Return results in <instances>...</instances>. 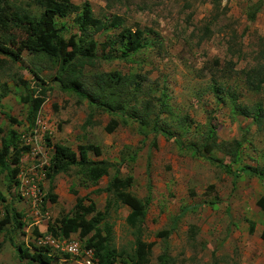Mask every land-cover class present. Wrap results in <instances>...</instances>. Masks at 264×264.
Instances as JSON below:
<instances>
[{"label": "rangeland", "instance_id": "obj_1", "mask_svg": "<svg viewBox=\"0 0 264 264\" xmlns=\"http://www.w3.org/2000/svg\"><path fill=\"white\" fill-rule=\"evenodd\" d=\"M70 1L78 9L56 17V26L67 55L79 40L96 42L91 63L60 72V60L42 52L23 51L15 62L0 54V140L13 129L19 144L30 146L20 158L19 185L0 171V220L7 209L17 211L34 234L35 227L44 229L42 222L70 215L77 197L104 210L112 198L105 191L110 179L132 177L127 191L144 205L143 220L129 224L130 208L111 200L96 229L125 252L114 264L129 261L138 227L141 239L152 243L146 264H264V213L256 204L264 196V117L258 125L243 112L264 108V0ZM9 2L39 12L33 0ZM85 3L106 28L77 26ZM257 4L250 20L247 13ZM114 16L118 25L110 24ZM124 29L143 32L142 46L126 55ZM73 76L81 80L78 91L67 83ZM26 92L43 99L32 126ZM45 137L74 150L97 145L100 154L90 151L89 159L113 166L95 183L78 165L50 181L44 165L52 147ZM243 138L231 156L228 149ZM32 177L40 191L23 196L21 181L30 186ZM93 233L70 236L87 243ZM7 237L25 244V236L11 222L0 230V255L17 254Z\"/></svg>", "mask_w": 264, "mask_h": 264}, {"label": "trees", "instance_id": "obj_2", "mask_svg": "<svg viewBox=\"0 0 264 264\" xmlns=\"http://www.w3.org/2000/svg\"><path fill=\"white\" fill-rule=\"evenodd\" d=\"M33 4L39 9L38 14H35L33 11L30 13V11L27 10H20L15 3H11L9 0H0V54L15 62L19 60L23 51L33 55L42 52L49 57L60 60V72H71L76 70L75 66L77 64L82 67V65L86 63H91V60L94 58V47L96 42L90 39L86 44L82 45V41L79 40L78 44L72 46L71 55H67L66 42L59 34V29L55 22L56 17H65L77 10L78 6L73 4L70 0H33ZM258 10L259 5H254L247 13L248 18L253 20ZM114 18L116 20L110 22V24L118 25L119 18L117 16H114ZM75 22L81 30H86L87 27H92L95 30L107 27V23L102 22L91 14V10L87 3L80 8V13L75 17ZM142 33L143 32L139 29L134 31L124 29L120 33V36L126 39L124 50L122 51L124 55L134 53L142 46V44L138 42ZM33 76H36V74L34 73ZM56 78H59L58 75ZM99 79L101 85L106 82L103 75H101ZM21 82H23L22 79ZM24 83L28 88L27 82L24 81ZM67 83L72 84V87L76 91H78L82 85L81 80L76 76L70 77ZM35 91V88H31V93ZM78 94L82 95L81 93ZM22 98L24 102L28 103L26 120L28 124L32 126L35 123V118L43 99L39 96L33 97L28 93ZM94 99L97 100L96 97H94ZM234 108H237V106L234 105ZM243 112L250 114L253 122L258 125L261 124L262 118L264 117L263 107H256L252 113L245 110ZM6 117L9 121H14V118L10 115H6ZM112 123H115V121L113 120ZM106 128L110 130L111 126H107ZM9 132V136L2 137L0 140V171L6 170L9 177L14 178L16 185H19V179L15 176L19 173L20 158L23 152L30 149V146L19 144V137L15 130L11 129ZM45 139L46 143L52 147L49 164L47 166L44 165V169L46 170L45 174L50 181L54 175L68 172L71 165H78L79 171L85 173L86 178L95 183L100 177L106 175L108 169L113 166L109 161H94L89 159L88 153L90 151H92L94 155L100 154V149L97 145L80 144L77 150H74L62 143H51L48 137H45ZM243 140L244 138L233 142L236 145V149H233V147L228 149L231 156L235 157L237 155V148ZM232 159L235 161L234 158ZM10 163L13 165L12 168H10ZM225 167L228 172L232 173L234 178L237 176V173L233 172L229 165H225ZM255 174L260 175L258 172H255ZM131 179L132 177L122 178L119 175H115L110 179L105 191H107L112 198L106 203L102 211L96 210L94 203L86 196L77 197L72 213L70 215H61L53 221H48L46 232L55 237H67L72 233H77L80 238H84L94 230V233L87 238V243L85 244L94 249L95 255L102 264H114L125 252L122 250L117 251L110 245L109 234L102 235L96 229L99 223L105 221L108 208L107 205H110L111 200L117 205H119V203L125 204L130 208V212L127 216V222L129 224L135 225L143 220L145 215L144 205H142L136 196L127 191ZM46 198L55 201L56 195L48 193ZM86 200H88V203L84 202ZM256 204L264 213V196L259 197ZM21 218H23L21 213L9 211L7 209L3 219L0 220V230L9 222L14 223V226L20 230L26 224ZM136 232L135 249L126 264H146L147 262V256L152 243L141 239L139 227ZM34 234L40 235V232L34 230ZM159 234L163 235L166 233L161 232ZM260 236L264 240V229L261 231ZM34 246L32 251H28L26 247L20 245L18 247L20 250L18 257L29 258L36 261L38 264H51L53 262L54 257L49 253L48 246L36 244H34Z\"/></svg>", "mask_w": 264, "mask_h": 264}, {"label": "built area", "instance_id": "obj_3", "mask_svg": "<svg viewBox=\"0 0 264 264\" xmlns=\"http://www.w3.org/2000/svg\"><path fill=\"white\" fill-rule=\"evenodd\" d=\"M38 129H35V132ZM39 130H43V127H39ZM27 185L21 183V194L23 196L33 195L36 196V192H39V186L35 178H31V185H28V179L25 180ZM35 201V200H34ZM37 245H43L49 247V253L53 257L60 256L67 260H73L79 264H102L98 257L94 253V249L91 246H88L85 243H82L79 238H74L71 236L55 237L49 233H43L42 235L36 238Z\"/></svg>", "mask_w": 264, "mask_h": 264}, {"label": "crops", "instance_id": "obj_4", "mask_svg": "<svg viewBox=\"0 0 264 264\" xmlns=\"http://www.w3.org/2000/svg\"><path fill=\"white\" fill-rule=\"evenodd\" d=\"M46 213V212H45ZM44 219H47V218H44ZM36 220V221H35ZM40 220V219H39ZM38 220V218H36V217H34V222L32 223V224H38V223H36L37 221H39ZM45 221V220H44ZM48 222V221H47ZM47 224L48 223H46V225L45 224H43V222L41 223V224H39V226L41 227L42 225H44V229L43 230H38L37 229V227H35L36 228V230L38 231V232H40V235H42L43 234V232L44 231H46V229H47ZM27 224H25L21 229H20V231H21V234L23 235V236H25L24 237V239L23 240H25V244H23L22 243V239L19 241V243H16L15 241H11V239L9 238V237H7L6 239L8 240V242L10 243V245L12 246V247H14V249H15V247H16V250H17V254H14V253H12L9 249H8V251L7 252H5V254H3V255H0V264H13V263H15V262H18V264H38L36 261H33V260H31V259H29V258H19L18 257V255L20 254L19 253V246L21 245V246H24V247H26V249H28V251H32L33 249H34V244H36V238L38 237V236H40V235H36V234H33V233H29L28 232V229H27ZM39 228V227H38ZM29 236H30V241H31V243L32 244H30L29 242H28V240H29ZM4 239V238H3ZM35 243H34V242ZM34 243V244H33ZM17 256V257H16ZM51 264H75L74 262H70L69 260H67V259H65V258H61L60 256H58V257H54V260H53V262L51 263Z\"/></svg>", "mask_w": 264, "mask_h": 264}, {"label": "clouds", "instance_id": "obj_5", "mask_svg": "<svg viewBox=\"0 0 264 264\" xmlns=\"http://www.w3.org/2000/svg\"><path fill=\"white\" fill-rule=\"evenodd\" d=\"M26 180V179H25ZM21 183H22V181H21ZM20 186H21V184H20ZM43 233H47L46 231H44ZM37 245V244H36Z\"/></svg>", "mask_w": 264, "mask_h": 264}]
</instances>
